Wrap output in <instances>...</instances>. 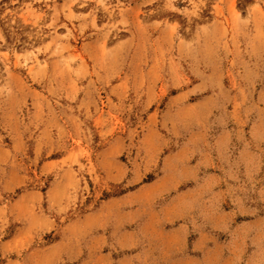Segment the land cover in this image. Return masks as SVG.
<instances>
[{
	"label": "rangeland",
	"instance_id": "obj_1",
	"mask_svg": "<svg viewBox=\"0 0 264 264\" xmlns=\"http://www.w3.org/2000/svg\"><path fill=\"white\" fill-rule=\"evenodd\" d=\"M0 264H264V0H0Z\"/></svg>",
	"mask_w": 264,
	"mask_h": 264
}]
</instances>
